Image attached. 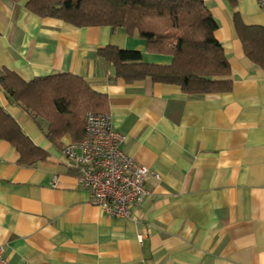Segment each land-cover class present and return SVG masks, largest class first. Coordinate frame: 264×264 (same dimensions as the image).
<instances>
[{"label": "crops", "instance_id": "0c3cea01", "mask_svg": "<svg viewBox=\"0 0 264 264\" xmlns=\"http://www.w3.org/2000/svg\"><path fill=\"white\" fill-rule=\"evenodd\" d=\"M217 22L228 93L186 95L149 80L124 83L96 57L108 45L146 52L122 28H76L0 0V66L28 82L70 73L106 95L121 150L153 175L129 218L108 216L72 167L0 89V108L47 158L18 163L0 140V248L6 264H264V70L247 58L234 16L264 27L256 0H197ZM63 143H70L68 137ZM143 234L141 244L137 236Z\"/></svg>", "mask_w": 264, "mask_h": 264}, {"label": "trees", "instance_id": "16d2710c", "mask_svg": "<svg viewBox=\"0 0 264 264\" xmlns=\"http://www.w3.org/2000/svg\"><path fill=\"white\" fill-rule=\"evenodd\" d=\"M25 2L39 18H53L76 28H122L145 41L146 52L172 58L170 65L146 63L139 51L108 45L96 57L111 65L114 79L124 83L149 80L177 86L186 95L223 94L231 91V69L215 37L217 22L197 0H2ZM234 28L244 54L264 70V27L247 26L234 16ZM0 89L26 114L59 151L68 137L80 143L88 112H109L106 95L97 93L82 78L57 73L22 80L0 66ZM0 140L18 153V163L31 166L47 158L17 122L0 108Z\"/></svg>", "mask_w": 264, "mask_h": 264}, {"label": "built area", "instance_id": "2783aa9c", "mask_svg": "<svg viewBox=\"0 0 264 264\" xmlns=\"http://www.w3.org/2000/svg\"><path fill=\"white\" fill-rule=\"evenodd\" d=\"M256 2L264 13V0ZM123 142L124 137L112 128L109 112H88L82 141L67 143L61 152L93 204L110 217L126 219L149 196L146 181L153 173L121 150ZM143 237L137 236L139 244ZM0 264H6L1 248Z\"/></svg>", "mask_w": 264, "mask_h": 264}]
</instances>
